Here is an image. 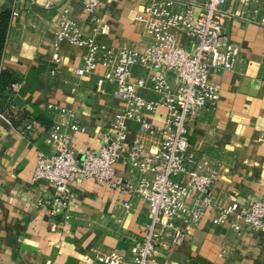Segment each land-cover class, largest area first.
<instances>
[{"label":"crops","instance_id":"1","mask_svg":"<svg viewBox=\"0 0 264 264\" xmlns=\"http://www.w3.org/2000/svg\"><path fill=\"white\" fill-rule=\"evenodd\" d=\"M47 1L36 0L32 5L22 0L20 16L14 21L10 17L0 59V75H11V82H0V264H104L98 259L103 250L130 255L132 245L142 239L151 223L149 205L126 189L78 176L74 179L75 203L64 222L61 214H53L42 203L53 196L52 186L32 179L38 153L50 155L54 150L48 129L62 120L50 105L78 112L86 126L87 132L75 137L79 159L88 150L98 152L103 131L124 108L113 95V85L97 90V78L107 71L104 65L97 67L95 75L80 77L76 69L84 62L85 49L68 41L55 46L64 5H72V19L86 37L115 47L135 44L142 51L147 39L134 25L142 2L103 0L97 11V29L80 0H50L53 8L45 7ZM14 3L0 0V16L12 13ZM227 8L233 17L225 29L241 54L233 71H212L211 81L221 92L219 104L215 110L203 111L189 127L197 156L209 159L211 169L217 170L212 195L224 207L264 199V6L229 0ZM181 41L186 47L192 42L184 36ZM54 51L60 54L59 63H54ZM133 74L134 81L146 77L139 67ZM74 85L76 94L71 92ZM137 94L158 99L150 87L139 88ZM166 113L160 106L145 120L160 131ZM127 127V146L142 137L147 153H156L162 132L141 134V122L135 120H129ZM116 177L132 179L127 158L117 164ZM125 202L132 207L125 208ZM215 212L208 210L197 226L184 225V245H160L150 264H264V234L237 233L230 221L214 225Z\"/></svg>","mask_w":264,"mask_h":264},{"label":"built area","instance_id":"2","mask_svg":"<svg viewBox=\"0 0 264 264\" xmlns=\"http://www.w3.org/2000/svg\"><path fill=\"white\" fill-rule=\"evenodd\" d=\"M32 5L36 0H29ZM103 0H80L90 22L100 28L98 9ZM15 0L12 20L20 16ZM142 8L134 18L147 39L144 50L135 44L112 46L104 41L86 37L79 24L72 19L73 7L65 4L55 31L58 46L63 41L85 49V58L76 69L80 77L95 75L97 67L107 71L97 78V90L114 86L113 95L123 104L114 115L110 128L102 133L98 152L88 150L79 159L75 153L77 133H86L78 112L50 105L62 120L48 129L54 150L50 155L39 152L32 182L44 181L53 188V196L42 200L53 214L62 220L70 218L75 203L74 179L81 176L116 190L126 189L133 198L144 200L151 212V223L144 236L132 245L130 255L103 250L99 261L104 264H150L160 245L181 247L186 241L183 226L199 225L210 209L214 225L231 222L237 233L243 231L264 234V199L251 205L237 202L224 207L212 195L218 179L210 160L197 156L193 149L189 127L205 110H215L221 92L211 81L212 71H233L241 50L230 40L225 26L233 17L227 8L229 0H141ZM245 6L261 4L264 0H243ZM48 0L46 8H53ZM102 32L104 28L101 29ZM181 36L191 39V45L182 44ZM54 63L61 61L53 53ZM141 68L146 77L134 81L133 71ZM54 75V71L52 72ZM150 87L158 96L149 100L137 94L139 88ZM72 93H78L74 85ZM164 106L166 119L160 131L145 120ZM141 122V134L161 133L163 140L156 153H147L142 137L127 146V122ZM125 157L130 166L131 180L116 177V166ZM194 198L193 202L190 199ZM124 207H132L125 202Z\"/></svg>","mask_w":264,"mask_h":264},{"label":"trees","instance_id":"3","mask_svg":"<svg viewBox=\"0 0 264 264\" xmlns=\"http://www.w3.org/2000/svg\"><path fill=\"white\" fill-rule=\"evenodd\" d=\"M11 13L6 12L0 16V59L2 51L5 44V39L7 35V29L10 22ZM0 82L9 83L11 82V75L8 73H3L0 75Z\"/></svg>","mask_w":264,"mask_h":264}]
</instances>
